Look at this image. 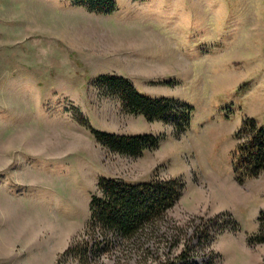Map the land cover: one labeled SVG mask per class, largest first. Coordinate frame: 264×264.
Returning a JSON list of instances; mask_svg holds the SVG:
<instances>
[{
  "label": "rangeland",
  "instance_id": "1",
  "mask_svg": "<svg viewBox=\"0 0 264 264\" xmlns=\"http://www.w3.org/2000/svg\"><path fill=\"white\" fill-rule=\"evenodd\" d=\"M114 1L103 15L71 0H0V264H58L90 236L104 178L185 188L164 219L93 264H164L188 246L198 264H264V244L247 242L264 212V172L241 184L233 168L245 120L264 127V0ZM104 75L191 106L190 125L128 114ZM80 119L162 140L121 155ZM220 214L229 225L216 236L209 220Z\"/></svg>",
  "mask_w": 264,
  "mask_h": 264
},
{
  "label": "trees",
  "instance_id": "2",
  "mask_svg": "<svg viewBox=\"0 0 264 264\" xmlns=\"http://www.w3.org/2000/svg\"><path fill=\"white\" fill-rule=\"evenodd\" d=\"M74 5L90 12L111 15L117 10L114 0H71ZM99 84L123 103L128 114L140 115L149 122L156 120L174 124L179 132L186 130L191 123L193 108L185 103L168 98H151L138 92L128 79L104 75ZM96 140L112 152L130 157H140L146 151L160 145L161 136L155 135H116L93 129L83 119ZM242 133L247 139L238 145L233 168L236 180L243 184L247 179L259 177L264 172V127H258L253 119L244 122ZM185 185L180 180L154 179L147 183L130 184L118 179H101L99 189L102 196L93 197L90 204L91 218L88 224V238L80 239L61 255L58 264L71 259L78 264H93L115 248L117 240L128 242L138 238L166 216L183 195ZM227 214L210 219L219 227L216 236L228 229L224 222ZM231 232H238L239 224L231 218ZM258 232L248 237V245L264 244V212L258 218ZM199 241L206 238L208 229H200ZM199 232V231H198ZM215 236V235H214ZM214 239V238H213ZM212 239V240H213ZM201 245V243L199 244ZM194 250L188 246L173 260L164 264H198L193 260ZM206 264H214V260Z\"/></svg>",
  "mask_w": 264,
  "mask_h": 264
},
{
  "label": "crops",
  "instance_id": "3",
  "mask_svg": "<svg viewBox=\"0 0 264 264\" xmlns=\"http://www.w3.org/2000/svg\"><path fill=\"white\" fill-rule=\"evenodd\" d=\"M125 24L128 25V22H126ZM132 24H134V25L140 24V25H142V26H148L147 23H143V22H141V21H139V22H137V23H132Z\"/></svg>",
  "mask_w": 264,
  "mask_h": 264
}]
</instances>
